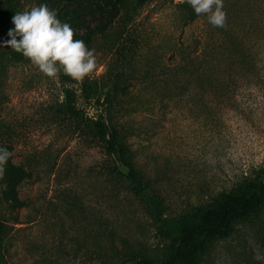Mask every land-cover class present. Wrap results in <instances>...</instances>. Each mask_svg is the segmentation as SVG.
Wrapping results in <instances>:
<instances>
[{
  "label": "rangeland",
  "instance_id": "rangeland-1",
  "mask_svg": "<svg viewBox=\"0 0 264 264\" xmlns=\"http://www.w3.org/2000/svg\"><path fill=\"white\" fill-rule=\"evenodd\" d=\"M182 1L187 0L174 3ZM13 3L15 14L46 4L74 29V39L95 38L85 45L95 50L97 67L84 81L96 80L100 99L110 92L106 83L111 77L116 83L105 106L141 188L129 185L126 167L108 155L85 123L54 112L69 89L77 107L96 115L93 101L81 95L84 81L62 71L48 78L5 46L14 28L11 18L8 32L0 31V146L11 153L13 195L22 204L13 208L0 190L4 264L159 260L168 240L154 215L152 196L160 201L162 217L180 219L198 214L221 191L264 179L263 52L259 67H245L236 98L212 100V68L207 80H192L185 89L166 70V61L178 60L179 41L193 45L202 29L200 21L183 30L172 28L169 0H148L141 21L125 27H109L126 13L112 0ZM75 9L83 13L71 24L65 18ZM122 40L128 48L109 57ZM215 70L214 77L221 76ZM235 70L230 73L240 71ZM214 88H221L219 82ZM198 264H264V205L234 223L227 236L211 240Z\"/></svg>",
  "mask_w": 264,
  "mask_h": 264
},
{
  "label": "trees",
  "instance_id": "trees-1",
  "mask_svg": "<svg viewBox=\"0 0 264 264\" xmlns=\"http://www.w3.org/2000/svg\"><path fill=\"white\" fill-rule=\"evenodd\" d=\"M112 1L113 7H121L126 10V13L113 18L109 27L118 24L125 27L126 24L139 23L148 3V0ZM169 3L174 7L172 28L179 27L183 30L189 23L200 21L202 29L199 34L201 36L195 37L193 45L179 41L178 60L176 63L166 61V70L175 73L178 76L179 86H183L184 82L182 88L185 89L187 83L192 80H207L206 74L212 68V100L221 98V101H227L236 98L234 93L236 85H239L244 78L246 79L245 67H259L260 55L262 52L264 54V1L223 0V11L227 17L224 28L212 26L208 22L207 15H196L187 1L174 3V0H169ZM15 10L16 5L13 0H0V20H2L0 31L8 32ZM82 13V9H75L65 20L76 24ZM153 21H157V18ZM124 41L115 44V49L111 51L109 57L113 58L115 54H118L117 50L128 48L126 47L127 42ZM93 42L95 38L88 35L85 43L90 45ZM215 69L221 71V76L214 77ZM231 69L240 71L238 74H232ZM109 81L110 84L107 82L106 86L111 92L116 88V83L112 82V77ZM215 81L219 82L221 88L217 90L214 88ZM98 89L99 85L96 80L86 79L81 85V95L86 102L93 101L96 115L88 116L83 109L77 107L72 90L69 89H64V98L55 105L54 112L75 124L85 123L92 131L93 138L102 142L108 155L113 156L117 163L126 167L125 176L129 185L141 188L138 172L135 171L130 161L121 134L108 118L105 104L109 101L111 93H106L100 99L97 97ZM12 171L14 168L8 161L4 166L3 176L0 178V190L2 196L12 201L13 208H16L22 202L13 195L14 183L10 175ZM150 203L163 230V235L168 240L167 249L159 260L140 257L133 264H198V256L207 248L211 240L227 236L234 223L246 219L264 205V179L251 180L228 192L217 193L216 197H212V202L203 207L195 216L189 212L180 219L162 217L160 201L152 196ZM3 226L5 224L0 223V240ZM4 263L5 259L0 245V264Z\"/></svg>",
  "mask_w": 264,
  "mask_h": 264
},
{
  "label": "clouds",
  "instance_id": "clouds-1",
  "mask_svg": "<svg viewBox=\"0 0 264 264\" xmlns=\"http://www.w3.org/2000/svg\"><path fill=\"white\" fill-rule=\"evenodd\" d=\"M196 15H207L217 28L226 26L223 0H187ZM8 32L5 46L22 54L39 72L48 78H58L62 71L73 81L82 83L94 73L97 62L95 50H89L83 40L74 39V29L57 19L56 12L46 4L17 12ZM17 37L20 39L18 40ZM11 153L0 148V178Z\"/></svg>",
  "mask_w": 264,
  "mask_h": 264
}]
</instances>
